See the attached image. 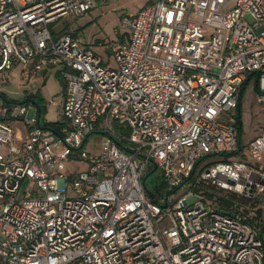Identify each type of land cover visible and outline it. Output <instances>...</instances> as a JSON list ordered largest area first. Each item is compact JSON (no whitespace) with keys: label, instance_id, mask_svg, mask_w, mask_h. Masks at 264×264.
Wrapping results in <instances>:
<instances>
[{"label":"built area","instance_id":"obj_1","mask_svg":"<svg viewBox=\"0 0 264 264\" xmlns=\"http://www.w3.org/2000/svg\"><path fill=\"white\" fill-rule=\"evenodd\" d=\"M96 2L0 0V72L58 68L65 80L56 129L39 126L29 104H0V264H264L260 228L195 190L264 193V128L247 159L235 155L250 75L264 106V0L147 3L121 18L128 38L114 67L51 30ZM23 117L30 127L17 140L11 121ZM98 123L110 137L95 157L82 146ZM70 159L88 169L66 176ZM154 166L164 181L145 184L150 198L143 179Z\"/></svg>","mask_w":264,"mask_h":264},{"label":"rangeland","instance_id":"obj_2","mask_svg":"<svg viewBox=\"0 0 264 264\" xmlns=\"http://www.w3.org/2000/svg\"><path fill=\"white\" fill-rule=\"evenodd\" d=\"M152 1L154 0H97L89 12L76 18L71 14L64 16L51 25V30L54 33H59L63 29H67L69 33H73L80 28L77 37L82 43L94 49L104 64L114 67L116 63L113 60V51L107 44L116 45L117 40L127 35L121 25V18L135 14ZM57 71H59L58 68L52 70L47 77H27L22 75V66L17 64L10 70L0 72V104L9 106L12 103H21L26 94H35L39 98L38 107L44 109L40 121L52 123L59 120L62 116V107L60 101L54 100V97L62 96L61 92L65 80L60 73L56 74ZM240 100L241 149L236 157L245 160L242 153L246 152L247 145L256 133L259 123L264 122V110L258 102L252 80L246 84ZM30 107L36 109L35 106ZM21 120L18 119L13 124L17 128H22L23 123ZM109 123L110 127L118 134L122 136L128 134L126 126H123L121 122L110 119ZM108 132L106 127L98 123L94 133L86 139L82 149L95 157L103 154L106 150V142L110 137ZM88 166L85 161L70 159L68 162H64L62 166L60 165V169L69 177L77 172L86 171ZM163 181L164 178L161 172L156 169L146 178L145 184L148 188L158 191L160 190L159 187H162ZM23 186L24 184H22ZM261 199L262 210H264V197H261ZM262 224H264V221H262ZM258 227L260 228L262 242H264V225Z\"/></svg>","mask_w":264,"mask_h":264},{"label":"trees","instance_id":"obj_3","mask_svg":"<svg viewBox=\"0 0 264 264\" xmlns=\"http://www.w3.org/2000/svg\"><path fill=\"white\" fill-rule=\"evenodd\" d=\"M79 30L80 28H78L77 31H74L73 33L71 32L70 34L73 35L75 38H77V32ZM63 33H69V32L67 31V29H63V31L57 34H63ZM127 38H128V33L124 38L117 40L116 45L112 43H108L107 46L111 48L112 51H114L117 46L126 42ZM253 76L254 75H250V77L242 84L243 86L241 87V91L238 98L239 103L242 92L246 84L253 79ZM257 89L258 87L256 86V91ZM25 101L27 102V100ZM39 108H40V115L38 117L39 126L43 128L56 129L60 120L52 123L41 122L40 116L44 109L41 107ZM239 120L240 117L239 114L237 113L236 128L238 129V140L242 129L241 126L239 125ZM121 147L123 148V146ZM237 154L238 153H235V155ZM195 190L197 193L201 194L203 201H205L210 205H215L221 212L230 215H235V214L240 215V217H242L246 222H248L249 224L253 225L256 228L258 226L264 225L262 224V221H264V210H262V208L260 207V203H261L260 196L264 195V193H261L254 198L246 197L243 195L239 196L231 191L228 190L225 191L223 189H219L208 182H202L201 184L198 185V188H196Z\"/></svg>","mask_w":264,"mask_h":264},{"label":"crops","instance_id":"obj_4","mask_svg":"<svg viewBox=\"0 0 264 264\" xmlns=\"http://www.w3.org/2000/svg\"><path fill=\"white\" fill-rule=\"evenodd\" d=\"M54 69H57V68H52L50 69L49 72H47L46 74L43 75V77H47L50 75V73L52 72V70ZM60 73L59 71L56 72V74ZM24 76V75H23ZM27 77H31V76H27ZM38 77V76H37ZM253 85H254V82H253ZM65 89V85H63V88H62V95H63V91ZM254 89H255V92H256V85H254ZM57 99L56 100H59L60 101V106L62 104V96L61 97H56ZM239 98V97H238ZM35 99V100H34ZM241 99V98H240ZM27 100V102L25 101ZM39 98H37V96L35 94H26V96L24 97V100L19 103V104H23V103H26V104H29L30 106L34 107L35 106V110H36V115H37V124L39 125L38 123V117L40 115V108L38 107L37 105V102H38ZM259 102V101H258ZM260 104V103H259ZM261 105V104H260ZM240 107H241V100H240V103H239V106H238V109L236 110V114L238 113L239 114V110H240ZM261 108L262 110H264V106L261 105ZM33 111L30 112V114H32ZM241 117V115H240ZM22 119V118H21ZM18 120V119H17ZM61 120V118L59 119ZM57 120V121H59ZM16 120H12L11 121V124L13 125L14 127V130H15V135H16V139L19 140V139H24V137L26 136L28 130H29V127L30 125L26 122L25 118L23 117V119L21 120L23 125H22V128H17L15 126V124H13ZM57 121H53V122H57ZM60 123V122H59ZM59 125V124H58ZM241 126V124H240ZM264 128V122H262L261 124L259 123L258 127H257V131L256 133L251 137V139H253V137H255L257 134H259V132L261 131V129ZM250 139V140H251ZM239 143H240V137H239ZM242 156L244 157V159H247V157L245 155L242 154ZM261 163V164H260ZM259 163V165H261L262 167V170H264V159H262V161ZM261 197H264V195L260 196V199ZM261 202H262V199H261ZM260 207L262 208L261 206V203H260Z\"/></svg>","mask_w":264,"mask_h":264},{"label":"water","instance_id":"obj_5","mask_svg":"<svg viewBox=\"0 0 264 264\" xmlns=\"http://www.w3.org/2000/svg\"><path fill=\"white\" fill-rule=\"evenodd\" d=\"M239 117H240V114H239ZM239 125H240V120H239ZM156 170V166H154V168L144 177V179H143V185L145 186V181H146V178L150 175V174H152L154 171ZM145 190H146V192H147V194H148V196L150 197V198H153V193L149 190V189H147L146 188V186H145Z\"/></svg>","mask_w":264,"mask_h":264}]
</instances>
